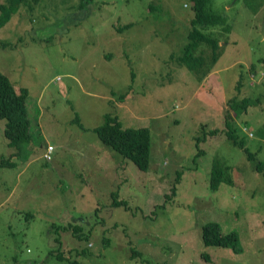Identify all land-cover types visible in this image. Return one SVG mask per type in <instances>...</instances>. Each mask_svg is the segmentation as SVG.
<instances>
[{
	"label": "rangeland",
	"instance_id": "1",
	"mask_svg": "<svg viewBox=\"0 0 264 264\" xmlns=\"http://www.w3.org/2000/svg\"><path fill=\"white\" fill-rule=\"evenodd\" d=\"M84 2L21 0L0 26V44H9L0 46V73L26 90L30 136L14 152L0 119L8 161L0 264H264V177L255 167L264 162V0H210L229 31L201 30L219 45L207 68L200 44L201 75L176 60L193 16L188 0ZM225 112L252 158L223 135ZM105 114L148 128L146 169L93 133ZM213 160L229 181L210 189ZM207 221L236 231L241 250L203 246Z\"/></svg>",
	"mask_w": 264,
	"mask_h": 264
},
{
	"label": "trees",
	"instance_id": "2",
	"mask_svg": "<svg viewBox=\"0 0 264 264\" xmlns=\"http://www.w3.org/2000/svg\"><path fill=\"white\" fill-rule=\"evenodd\" d=\"M20 1L21 0H5L0 2V26L9 19L11 14L16 12ZM84 1L86 0H80V4L85 3ZM188 1L193 10V16L190 19L187 42L183 47L182 53L176 60L179 64H183L190 70L198 73V75H201L204 69L200 71V68L203 65L204 59L200 54V44H204L210 52L207 68L216 60L217 49L219 48L217 44L218 39L209 36V34L202 33L201 30L208 27H219L221 32L226 33L229 31V25L222 14L208 11L207 6L210 0ZM125 27H127V25ZM0 46L4 48L9 46V44L1 43ZM195 52L198 53L195 54ZM251 71H255V66L253 64L251 65ZM25 97V89H14L8 78L0 73V119L4 120L2 132L7 144L15 148L14 152H17L21 146L30 143ZM230 109H236V105L233 104ZM227 113L225 112L223 115V135L226 136L231 143L243 147L248 152V157L252 158L254 154L244 145L243 138H238L237 127H235V124L233 125V119H231ZM92 131L98 139L112 149L118 151L124 158L132 161L139 168H147L150 153V137L147 127H123L117 116L105 114L103 123L93 127ZM217 131L216 129H212L207 133L211 135ZM195 144L197 145V140H195ZM198 151L200 150L197 149L195 153ZM3 164H8V161L0 160V166ZM255 167L258 171H261L264 177V162L258 161ZM227 178L228 176L225 174L224 170H221L217 160H213L209 171V188H217L219 182L226 181ZM227 181H229V179H227ZM175 192L176 188L173 185L169 189V192L165 194L164 200L167 201L171 199ZM112 205H123L125 208L127 207L125 200L114 199ZM71 231L77 238H85V235L80 233V228L78 226H71ZM199 237L203 246L228 248L236 253L241 250L238 233L236 231L222 233L219 229V224L215 221L203 223L200 227ZM80 253H84V250H81ZM202 256L204 260L207 261V255L202 254ZM69 264L77 263L71 261Z\"/></svg>",
	"mask_w": 264,
	"mask_h": 264
},
{
	"label": "built area",
	"instance_id": "3",
	"mask_svg": "<svg viewBox=\"0 0 264 264\" xmlns=\"http://www.w3.org/2000/svg\"><path fill=\"white\" fill-rule=\"evenodd\" d=\"M51 150V146L49 145V147L47 148V152L45 153V155L48 157V152Z\"/></svg>",
	"mask_w": 264,
	"mask_h": 264
}]
</instances>
